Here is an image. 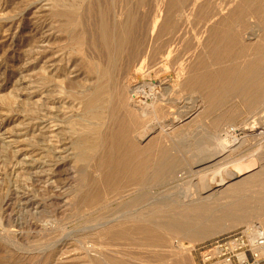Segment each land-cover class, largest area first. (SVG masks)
Instances as JSON below:
<instances>
[{"label":"rangeland","instance_id":"374dc122","mask_svg":"<svg viewBox=\"0 0 264 264\" xmlns=\"http://www.w3.org/2000/svg\"><path fill=\"white\" fill-rule=\"evenodd\" d=\"M261 131L264 0H0V264H201Z\"/></svg>","mask_w":264,"mask_h":264},{"label":"built area","instance_id":"2783aa9c","mask_svg":"<svg viewBox=\"0 0 264 264\" xmlns=\"http://www.w3.org/2000/svg\"><path fill=\"white\" fill-rule=\"evenodd\" d=\"M201 264H264V229L251 227L209 242Z\"/></svg>","mask_w":264,"mask_h":264},{"label":"bare ground","instance_id":"6f19581e","mask_svg":"<svg viewBox=\"0 0 264 264\" xmlns=\"http://www.w3.org/2000/svg\"><path fill=\"white\" fill-rule=\"evenodd\" d=\"M46 67V66H45ZM43 74V73H42ZM54 102V101H53ZM139 102H137V101H135V102H133V107H137L138 108V106H141L143 103L141 102V104L139 103ZM57 107H58V105H57ZM56 108V107H55ZM53 109V108H52ZM54 110V109H53ZM56 110V109H55ZM60 110V109H59ZM48 111V110H47ZM56 112V111H55ZM46 113V112H45ZM59 120V119H58ZM45 125H46V123H45ZM48 125V124H47ZM57 128V127H56ZM233 132L232 133V135H226V137L228 138L227 139V141L226 140H223L222 141V143L220 144L221 146H222V148H223V150L224 151H232V150H234V149H236L240 144H241V142H242V138H238V137H236V134H235V131H237V129H232V128H230L229 129V132ZM264 133V131H261V132H259V134H263ZM55 134V133H54ZM226 141V142H225ZM53 146V145H52ZM201 156V155H200ZM203 156V155H202ZM205 158V157H204ZM222 178V179H221ZM220 179V181H219V183H226L227 181H229V179L227 178V177H221ZM217 181V180H216ZM204 182V181H203ZM213 182V181H212ZM218 182V181H217ZM218 183V184H219ZM224 185V184H223ZM255 232V230L253 231V233Z\"/></svg>","mask_w":264,"mask_h":264}]
</instances>
